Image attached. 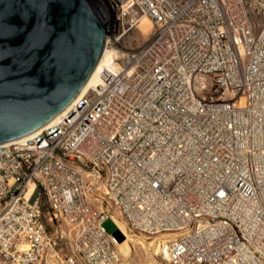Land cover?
<instances>
[{
  "label": "built area",
  "instance_id": "obj_1",
  "mask_svg": "<svg viewBox=\"0 0 264 264\" xmlns=\"http://www.w3.org/2000/svg\"><path fill=\"white\" fill-rule=\"evenodd\" d=\"M90 2L121 55L0 144V264H107L108 219L179 234L171 264H264V0ZM144 17L148 39L122 47Z\"/></svg>",
  "mask_w": 264,
  "mask_h": 264
},
{
  "label": "water",
  "instance_id": "obj_2",
  "mask_svg": "<svg viewBox=\"0 0 264 264\" xmlns=\"http://www.w3.org/2000/svg\"><path fill=\"white\" fill-rule=\"evenodd\" d=\"M107 37L90 0H0V144L60 115L89 81Z\"/></svg>",
  "mask_w": 264,
  "mask_h": 264
},
{
  "label": "rangeland",
  "instance_id": "obj_3",
  "mask_svg": "<svg viewBox=\"0 0 264 264\" xmlns=\"http://www.w3.org/2000/svg\"><path fill=\"white\" fill-rule=\"evenodd\" d=\"M148 19L147 17H145ZM149 20V19H148ZM142 21V20H141ZM150 21V20H149ZM151 23V29L147 32H143L142 30L135 29L129 35L125 36L121 39L120 45L124 48H136L143 44L149 37L153 24ZM113 46H110L109 49L112 50ZM125 229L128 236L133 237L135 240L129 242L128 245L120 244L124 238V235L120 231L117 236L115 244H111L110 253L114 252V257L111 258L109 263L107 264H171L168 262L163 254H156V243L155 241H159V238L167 237L166 241L169 244L171 241H174L179 234L173 236L169 234H153L148 235L145 233H141L138 231H128L126 226L123 223H120ZM104 227L107 232L114 234L118 230L116 224L112 219H108L104 222ZM141 241V242H140ZM118 243V244H117ZM61 249L68 253L70 249L66 244L61 246ZM75 264H89L83 259H78V263Z\"/></svg>",
  "mask_w": 264,
  "mask_h": 264
},
{
  "label": "bare ground",
  "instance_id": "obj_4",
  "mask_svg": "<svg viewBox=\"0 0 264 264\" xmlns=\"http://www.w3.org/2000/svg\"><path fill=\"white\" fill-rule=\"evenodd\" d=\"M150 20V19H149ZM148 19H146L145 17L142 18V21L140 23V30H142L143 32H147L151 29V23ZM120 53L117 52L115 49L112 48V50L109 49V46L106 48V50L104 51L103 55H102V58L99 62V64L97 65V67L95 68L94 72L92 73L89 81L87 82V84L85 85V87L83 88V90L81 91V93L79 94V96L76 98V100L81 97L88 89H90L91 87L95 86V85H98L101 81V74L102 72L107 69V68H112L116 63V58H119L120 57ZM72 104V103H71ZM71 104L63 111L65 112L70 106ZM62 112V113H63ZM61 113V114H62ZM60 114V115H61ZM58 115L56 118H54L52 121H50L49 123H47L45 126H48L50 124H52L53 122H55L59 116ZM45 126H43L42 128H44ZM42 128L38 129L37 131L41 130ZM36 131V132H37ZM35 133V132H34ZM32 133V134H34ZM31 135V134H30ZM29 136V135H28ZM27 137V136H26ZM24 137V138H26ZM120 227L122 229V234L124 235V238L121 242H119V245L120 244H126L128 245L129 242L135 240L133 237L131 236H128V234L126 233L125 229L123 228V226L120 224ZM171 236L174 237V233L173 234H169ZM166 238L167 237H162V238H159V241H155L154 243H156V254H163L164 258L166 260H168V251H169V247L167 244V241H166ZM141 242V241H140ZM116 243V242H115ZM118 244V243H117Z\"/></svg>",
  "mask_w": 264,
  "mask_h": 264
}]
</instances>
